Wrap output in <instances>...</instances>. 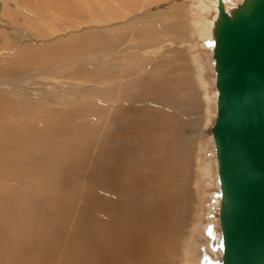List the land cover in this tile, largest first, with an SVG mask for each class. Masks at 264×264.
Segmentation results:
<instances>
[{
  "label": "rangeland",
  "instance_id": "1",
  "mask_svg": "<svg viewBox=\"0 0 264 264\" xmlns=\"http://www.w3.org/2000/svg\"><path fill=\"white\" fill-rule=\"evenodd\" d=\"M54 1L0 0V264L119 261V213L149 217L147 188L165 204L163 244L134 261L184 264L188 248L219 264L216 93L199 31L215 9L202 20L201 0Z\"/></svg>",
  "mask_w": 264,
  "mask_h": 264
},
{
  "label": "water",
  "instance_id": "2",
  "mask_svg": "<svg viewBox=\"0 0 264 264\" xmlns=\"http://www.w3.org/2000/svg\"><path fill=\"white\" fill-rule=\"evenodd\" d=\"M209 129L218 191L219 264H264V0H216Z\"/></svg>",
  "mask_w": 264,
  "mask_h": 264
},
{
  "label": "bare ground",
  "instance_id": "3",
  "mask_svg": "<svg viewBox=\"0 0 264 264\" xmlns=\"http://www.w3.org/2000/svg\"><path fill=\"white\" fill-rule=\"evenodd\" d=\"M223 1H224V8L225 9L231 7V6H229L230 4H228L227 0H223ZM49 2H50V0H49ZM209 2L211 5H209ZM51 3H53V2H51ZM201 3H202V5L198 9V15L200 17H203L202 20H206L207 15L209 13V9H210L209 6L213 7V9H215L216 0H201ZM54 5H56L58 7L60 4H57V2H56ZM52 8H54V7L52 6ZM57 12H60V11L58 10ZM212 21H213V19L206 20L205 22H202V24L196 22L197 26H198V24H200L199 31L202 32V34L204 35L203 36L204 38H205V36L207 39L210 38ZM197 33H198V31H197ZM204 169L206 171H209L211 169L210 165H208V167L204 168ZM162 202L160 201V198L158 196L157 191H155L154 189L147 188L145 190V203H149L151 205V208H152L151 215L149 217H147L145 220L142 219L140 211L135 209V208H132V207H128L119 213V221H120L121 225L117 227V231H116L115 236L119 240H121V242L123 243V249L121 251V259L117 262H110V264H137L134 261L137 250H139L144 245L154 246L155 244H163V240L158 241L160 237L158 238L159 232L157 230V228L161 226L158 223V221H159V219H161L160 210H161ZM163 204H164V202H163ZM195 221L196 220L194 217V223L196 224L197 221L196 222ZM195 227H197V225L194 226V228ZM160 230H162V229L160 228ZM191 237L192 236L189 233L187 235V239H185V241H187V243H189ZM187 249H185L187 259L184 262V264H196L191 260V258L193 257V255L191 254L192 251L190 252ZM216 249L218 250V247L214 248L215 251H216ZM200 264H201V262H200Z\"/></svg>",
  "mask_w": 264,
  "mask_h": 264
}]
</instances>
